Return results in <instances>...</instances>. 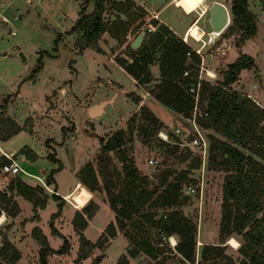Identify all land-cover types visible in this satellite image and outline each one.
Segmentation results:
<instances>
[{"label":"rangeland","instance_id":"374dc122","mask_svg":"<svg viewBox=\"0 0 264 264\" xmlns=\"http://www.w3.org/2000/svg\"><path fill=\"white\" fill-rule=\"evenodd\" d=\"M7 1L9 0H0V9ZM113 1L123 0H109L107 3L104 21L109 27L114 25L117 13V6L111 4ZM142 1L152 12L158 11L161 18L177 28L195 15H199V19L203 17L207 8L203 5L205 0H175L176 6L170 0ZM224 2L231 10L232 0ZM93 5L94 0H13L5 11L10 18L8 25L4 26L0 18V97L7 93H18L17 101L11 103L14 118L19 123L24 120L23 127L26 131H29V128L34 130L33 133H18L12 139L17 147L22 148L13 157L18 158L19 153L33 155L31 150L24 148L25 146L31 147L36 154L33 161L26 158L18 160L26 172L9 174L2 172L0 168V187L6 185L3 191L9 198L0 201V209L2 215L14 219L11 223L4 220L0 224V264H10L9 260L14 256L13 247L20 253L16 263L40 264L41 244L33 237L36 227L43 234L46 233L52 248L56 249L62 245L63 237L53 234L50 228V217L59 209V202L62 203L60 214L53 221L58 230L68 238L69 248L62 254L49 253L48 264H117L124 255L128 257V264H157L158 261L162 264L163 260L168 259V264H184L183 261L185 264H206L199 262L202 247L206 243H220L222 183L226 171L218 164L219 159L208 163L210 146L207 148L206 159H202L199 148L190 143L193 131L184 116L164 106L153 95L146 97V104H143L141 97L135 100L137 94L131 92L137 88L135 79L116 60L119 57L131 60L134 57L131 49H138L145 42L151 44L158 32L168 35L167 29L170 28L153 18L143 4H138L147 13L141 14L132 6L129 13L135 12L140 16L127 27L126 33L121 32L118 37H113L108 31H104L100 37L102 39L97 41L100 51L90 46L79 52L76 45L77 34L73 36L68 31L78 18L79 11L82 9L90 12ZM249 8L257 13L256 16L253 12L257 31L247 38L242 48L254 58V65L241 70L232 88L247 95L251 93L257 99L259 95L264 105V0L252 1ZM183 11L188 15H184ZM16 14L19 15L18 19L14 18ZM120 17L123 21H128V13H120ZM198 21L189 26L188 35L193 38L189 37L188 41L193 47L204 45L201 50L204 55L213 54L206 60L205 65L218 73V78L214 81L222 80L228 64L239 55L235 48L237 30L232 34L227 33L232 14L225 29L217 30L220 34L214 40L204 35L208 30L205 18ZM149 24L153 26L152 29H149ZM9 27L14 29L16 34H8ZM203 28L206 29L205 32ZM141 30H145V36L140 46L133 48L132 41ZM215 47L219 50H213ZM19 51L23 52L24 59L19 56ZM39 60L41 66L33 71ZM156 64L157 62H154L149 66L153 78L151 85L148 87V83L141 84L149 92L154 84L160 81V74H153ZM257 73H260V82ZM60 86L66 89L62 91ZM121 88H125L127 92H121L117 103L109 104L101 118L88 116L87 108L90 104L100 98L110 97L112 90ZM143 105L163 120L160 131L155 133L154 125L144 117L141 109ZM8 117L11 116L8 114ZM122 127L126 130L127 137L123 149L128 157L132 158L138 172L148 177L149 187L160 183V173L164 170L171 171L165 185L176 179L181 183L182 192L187 195L186 201L167 207L163 211L167 213L173 209L180 210L195 221V261L179 260V253L165 236L162 239L165 252L159 255V260H154L155 263L152 261L154 258H148L143 252L136 256L138 259L130 262L128 248L131 243L124 230L118 229L115 223L119 238L112 245V237H104L106 226L112 221L115 222L116 214L110 207L104 185L108 181L110 190L117 193L122 186L124 172L117 151L102 152L101 139L107 140L113 132ZM204 132L222 137L211 129ZM66 140L73 146L72 163L64 144ZM49 154L61 163V169L54 174L52 183H47V177L58 163L48 158ZM106 155H109L110 159H107ZM2 156L5 155L1 154L0 158ZM153 156L160 159L157 166L148 163V159ZM89 162L94 167L97 181V188L92 191L79 181V171ZM17 177L30 185H41L45 189L48 198L41 222L39 208L35 211L33 203L15 188ZM43 182H46L49 188L45 187ZM89 184H94V180L89 178ZM12 185L14 187H11ZM80 186L90 195L86 202L92 212L90 216L84 212L86 205L77 207V190ZM58 191L65 193L61 195ZM53 193L60 195L63 200L55 199ZM39 196H42V193H39ZM76 210L82 211L88 219V225L82 232L90 244L82 243L79 231L75 228L72 230L69 224V221L72 223ZM144 210L163 214L159 208L147 206ZM10 212L15 215H10ZM139 215L134 214L133 219H137ZM133 219L125 220L127 230L139 234L142 230H147L146 235L156 241L152 227L136 230L131 224ZM28 220H31L33 225L30 229L26 228ZM174 236L177 241V235ZM233 236L240 242L239 235ZM122 237H125L128 245L125 247V253L119 255ZM5 240L10 241L13 246L6 251L3 250ZM227 240L223 243L225 246L218 258L219 264L227 263L229 259L233 260L234 264L248 263L244 262L242 254L238 251L239 245L232 246ZM21 251L23 257L20 260Z\"/></svg>","mask_w":264,"mask_h":264},{"label":"trees","instance_id":"16d2710c","mask_svg":"<svg viewBox=\"0 0 264 264\" xmlns=\"http://www.w3.org/2000/svg\"><path fill=\"white\" fill-rule=\"evenodd\" d=\"M108 2L109 0H94L92 11L80 10L78 18L68 31L79 34L76 40L79 52L88 46H94L97 51H100L97 41L104 31H108L113 37H118L121 32L126 33L127 27L140 16L135 12L129 13L132 6L141 14L147 13L134 0L113 1L111 4L117 6V13L114 25L109 27L104 21ZM120 13H128L127 22L123 21ZM231 14L232 21L227 33L232 34L237 30L235 48L239 55L228 64L227 69L223 72L222 80H218L216 84L209 81L202 82L198 100L199 105L206 112L204 117L198 118L199 123L222 136L218 137L208 133L210 140L208 163L219 159L218 164L226 171L222 183L220 243L204 244L199 262L219 264L218 258L225 246L223 243L231 235L237 234L240 236L238 251L242 254L244 262L264 264V106L258 104L246 93L232 88V84L238 79L241 70L254 65V58L245 53L242 47L247 38L256 33L257 22L254 13L249 8L248 0H232ZM167 33L168 35L158 32L151 44L145 42L138 49H131L134 54L131 60L125 57H119L116 60L139 84H147L152 81L149 66L158 62L160 81L150 89L151 94L173 111L188 116L193 109L195 99L193 93L187 90L190 79L183 75V71L188 67H195V64L200 62V55L171 29H167ZM40 66L39 60L33 71L38 70ZM11 96L7 95L0 101L1 139H7L22 128L13 118L5 115ZM139 97L138 94L135 95V100H139ZM141 109L144 117L154 125L155 133L160 131L162 121L147 106L143 105ZM101 141L102 152L110 150L118 152L124 172L122 186L117 193L110 190L108 181L104 185L110 207L116 213L115 222L112 221L106 226L104 237L107 239L108 236L115 237L117 235L116 223L117 228L124 230V234L131 243L128 248L129 256L136 257L140 252H143L152 258H157L165 252L163 237L176 234L178 237L175 245L176 251L188 262L195 261L197 230L195 221L180 210L173 209L167 213L163 211L167 207L186 201L187 195L183 194L181 183L176 179L165 185L171 171L164 170L160 173V183L155 187H149L148 177L138 172L132 158L130 159L123 149V145L127 141L126 130L123 127L113 132L107 140L101 139ZM106 157L110 159L109 155ZM48 158L58 163L57 167L50 170L47 177V183H52L54 174L61 169V163L51 154L48 155ZM5 161H8V158L2 156L0 165ZM89 178L94 180V184H89ZM79 181L83 185H87L90 191L97 188L96 173L91 162L79 171ZM15 188L23 197L33 203L35 211L38 207L45 208L48 195L43 186L30 185L17 177ZM159 188L162 189L159 191ZM39 193H42V196H39ZM52 196L55 199L63 200L56 193H53ZM89 199L90 195L86 189L80 186L77 190V207H84ZM2 200H9V198L5 191L0 190V201ZM61 204V202L58 203L59 209L50 217L52 233L63 237L60 247L52 248L46 235L39 228L36 227L33 230V237L41 244L39 249L40 264H48L49 253L62 254L69 248L68 238L58 230L53 221L60 214ZM147 206L159 208L163 214L144 210ZM84 212L88 216L92 214L88 205L84 207ZM136 213L140 215L137 219H133V215ZM9 214L15 215L14 212ZM126 219H133L131 224L136 230L152 227L156 241L146 235L145 231L147 230H142L141 234L127 230ZM72 223L80 233L81 242L90 244L82 232L88 223V219L82 211H75ZM156 230H159V233H156ZM11 247H13L11 242L5 240L3 250L6 251ZM13 252L14 256L9 262L18 264L16 261L19 259L20 253L14 247ZM117 264H128V257L124 255ZM224 264H234V261L229 259Z\"/></svg>","mask_w":264,"mask_h":264},{"label":"crops","instance_id":"0c3cea01","mask_svg":"<svg viewBox=\"0 0 264 264\" xmlns=\"http://www.w3.org/2000/svg\"><path fill=\"white\" fill-rule=\"evenodd\" d=\"M12 1L13 0H9V1H7V3L6 4H4L3 5V7L0 9V18L3 20V22L2 23H4L5 22V25L7 26L8 25V23L10 22V18L5 14V11H6V8L12 3ZM135 2H136V4H143V6L145 7V9L148 11V12H150L151 14H152V16H153V18L155 17V18H157L158 20H159V22H161V23H163V24H165L166 26H168L176 35H178V36H183L184 34H185V32H186V30L189 28V26L192 24V23H194L196 20H201V19H203V18H205V20H206V24H207V28H208V30L205 32V28H203L204 29V32H205V34L204 35H207V33L210 31V30H212V28H211V24H210V22H209V14H208V7H209V5L212 3V2H214V1H220V2H222V3H224L226 6H227V4L224 2V0H205L204 1V3H203V5H206L207 6V8H206V12H205V14L203 15V17H201L200 19H199V15H195L191 20H187V21H184V24L181 26L180 25V27L179 28H177V26H174L171 22H169V21H166L165 19H163V18H161L160 17V14H159V12L158 11H154V12H152L148 7H147V5H146V3L144 2V1H142V0H134ZM170 1H172L173 2V4L175 5V3H174V1L175 0H170ZM253 2L255 1V0H252ZM251 0H248V4L250 5V3L252 2ZM176 6V5H175ZM93 8H94V5H93ZM178 8H180V7H178ZM93 10V9H92ZM252 10V9H251ZM80 12V11H79ZM193 12H195V11H193ZM192 12V13H193ZM252 12H254V11H252ZM183 13H184V15H188V13H185L184 11H183ZM196 13H198V12H196ZM255 13V12H254ZM189 14H191V13H189ZM231 14V13H230ZM256 14V16H257V13H255ZM17 15V14H16ZM16 15H14V18L15 19H18L19 18V15H18V18H16L15 16ZM262 15V14H261ZM156 19V20H157ZM198 21V22H199ZM229 24V23H228ZM73 26V25H72ZM202 27V26H201ZM1 29V28H0ZM12 29V28H11ZM225 29V28H224ZM223 29V30H224ZM16 34V33H15ZM73 36H74V34H77V36H79V34L78 33H76V32H73V33H71ZM138 35V34H137ZM144 36H145V34H144ZM208 36V35H207ZM100 39H102V38H99L98 40H100ZM135 39V38H134ZM133 39V40H134ZM143 40V39H142ZM142 42V41H141ZM99 44V43H98ZM141 44V43H140ZM88 47H90V46H88ZM92 47V46H91ZM18 49L20 50V46H18ZM6 53V52H5ZM4 53V54H5ZM239 54V53H238ZM34 68V67H33ZM154 72H153V70H152V72H153V74L155 75V76H157V75H159L160 74V69H159V64H158V62H157V64L156 65H154ZM135 79V78H134ZM135 82H136V85H137V88H136V91H131V92H135L136 94H138L140 97H141V99H142V101H143V104H146V97H150V96H152V94L148 91V89L146 88V87H142L141 86V84H139L137 81H136V79H135ZM66 88L64 87V86H60V90H65ZM122 89H125V88H121V90ZM121 90H112L113 92H112V95H113V93L115 92V91H119V93L116 95V97H115V103H117V99H118V97H119V95H120V93L121 92H123V91H121ZM142 90V91H141ZM61 91V92H62ZM125 92H127V90L125 91ZM7 95H12L11 97H10V100H9V102H8V104H7V112L5 113V115H7L8 116V114L11 116V118H13L22 128H21V130H19L17 133H15V134H13V135H11L10 137H8L7 139H1L0 138V156H1V154H3V152H7V153H12V155H14L17 151H19L20 149H22V148H19V147H17L13 142H12V139L18 134V133H21V132H29V133H33L34 132V130H32V128H29V131H26L25 129H24V120L23 121H21L20 123L14 118V112L11 110V108H12V105L13 104H11L12 102L14 103V102H16L17 101V97L16 96H18V93H7V94H5L4 96H1L0 97V101H2V99L3 98H5ZM249 95V94H248ZM257 95V94H256ZM111 96V95H110ZM251 98H253V100H255L258 104H260L261 106H264L261 102L263 101V100H261V98H260V96L259 95H257L258 96V99L257 98H255V97H253L252 95H251V93H250V95H249ZM46 97H47V95H46ZM109 97V96H108ZM105 98H107V97H105ZM100 99H103V98H100ZM99 100V99H98ZM97 100V101H98ZM96 101V102H97ZM95 102V103H96ZM160 102V101H159ZM46 103H47V100H46ZM161 103V102H160ZM92 104H94V103H92ZM92 104H90V105H92ZM163 104V103H162ZM89 105V106H90ZM164 105V104H163ZM89 106H88V108H89ZM108 106V105H107ZM107 106L105 107V112H106V109H107ZM164 106H166V105H164ZM167 108H169L168 106H166ZM88 108H87V111H88ZM171 109V108H170ZM105 112H104V114H105ZM103 114V115H104ZM102 115V116H103ZM101 116V117H102ZM157 116V115H156ZM101 117H99V118H101ZM158 117V116H157ZM91 118V117H90ZM159 118V117H158ZM160 119V118H159ZM161 120V119H160ZM161 121H163V120H161ZM24 148H27V149H29V150H31V152H33L32 154L33 155H31V156H27L25 153H19L18 154V158H17V160H21V159H23V158H26L27 160H30V161H33L35 158H36V154H35V152L32 150V148L31 147H27V146H25ZM6 185L4 184L2 187H0V190H4V188H6L5 187ZM70 189H72V187L70 188ZM69 189V190H70ZM68 190V191H69ZM61 195L63 194V193H65V192H60V191H58ZM67 192V191H66ZM70 206V205H69ZM46 207V206H45ZM39 208V207H38ZM45 210V208H39V215L41 216V218H40V222H41V220H42V212ZM2 213L3 212H1V216H2ZM5 213V212H4ZM5 220H8L7 222L8 223H11V222H13L14 221V219H12V217H7L6 216V218H5ZM16 220V219H15ZM71 221H69V224L71 225V228H72V230H73V224L72 223H70ZM27 223L28 224H26L27 226H26V228L28 229H30L31 228V226H33L32 225V221L31 220H28L27 221ZM88 225V224H87ZM46 232V231H45ZM46 234V233H45ZM172 236H174V235H172ZM175 237V236H174ZM119 237L116 235L115 237H112V239H111V242H110V245H112L114 242H115V240H117ZM125 237H122V239H123V241H122V243H121V245L120 246H122V247H119V255L120 254H122V253H125V247L128 245V242H127V240L126 239H124ZM109 245V246H110ZM108 246V247H109ZM147 256V255H146ZM179 260H183V258L181 257V255L179 254ZM22 257H23V252L21 251V258H20V260L22 259ZM148 258H149V256H147ZM152 258V257H151ZM136 259H138V257H135V258H133V257H130V262H133L134 260H136ZM19 260V262H21ZM154 260H155V262L157 261V260H159V256L157 257V258H154L152 261H153V263H155L154 262ZM163 263L162 264H168L169 263V259L168 260H163L162 261ZM184 262V264H185V261H183ZM157 264H161V262H156ZM131 264V263H130Z\"/></svg>","mask_w":264,"mask_h":264},{"label":"built area","instance_id":"2783aa9c","mask_svg":"<svg viewBox=\"0 0 264 264\" xmlns=\"http://www.w3.org/2000/svg\"><path fill=\"white\" fill-rule=\"evenodd\" d=\"M226 7H227V10L229 12V21H230L231 10L228 6H226ZM15 17L18 18V15H16ZM4 26H6V25H4ZM152 28H153V26L151 24H149V29H152ZM0 33H1V29H0ZM15 33H16V31L14 29H11V27H9L8 34L13 35ZM219 34L214 33V30H210L207 33L208 38L211 40H214V38H216V36H218ZM189 37H192V35H188V29H187L185 34L183 36H181V38L185 42H187L196 53H198L200 55V62L196 63L195 67H188V68L184 69V71H183V75L190 79V82L188 83V86H187L188 87L187 90L189 92L193 93L195 103H194V106H193V109H192L190 115H188V116H184L182 114H180V115H182L186 118V120L188 121V125L190 126V128L193 131V137L191 138L190 143L199 148V150H200L199 153L202 154V159L205 160L206 156H207L206 155L207 154V148L210 146V140L208 137V133L204 132V131H207L208 128H205L204 126H202L198 120V118L204 117L206 114V112L199 105L198 100H199V94H200L202 82L203 81H209L212 84H216L217 81H214V79L218 78L217 77L218 73L216 71L211 70V71H213V75L210 74V72H209L210 69L207 68V66L205 65L207 62L206 60L209 57H212L213 54L209 53V54L204 55L201 52L204 45H201L200 47H193L188 41ZM203 43L205 44L204 41H203ZM213 50L218 51L219 48L215 47ZM224 88L228 89L227 87H224ZM3 154L5 156H7L8 161H5L4 163H2L0 165L2 172L9 173V174H16V175L21 173V172H26L24 170V168L20 165L17 158L13 157L12 153L3 152ZM159 162H160V159L156 156H153V157L148 159V163L150 165L157 166L159 164ZM43 183H44L43 185L45 187L49 188L48 185L46 184V182H43ZM190 187H192V186H190ZM168 238L170 240L172 247L175 248L177 241L176 240L172 241L170 239V236Z\"/></svg>","mask_w":264,"mask_h":264},{"label":"water","instance_id":"95a60500","mask_svg":"<svg viewBox=\"0 0 264 264\" xmlns=\"http://www.w3.org/2000/svg\"><path fill=\"white\" fill-rule=\"evenodd\" d=\"M208 14H209V22L211 24L212 30H222L224 29L227 24L229 23V12L227 7L224 3L220 1L212 2L208 7ZM5 25V22L3 23ZM145 30H141L135 39L132 41V47L137 48L140 46V43L144 37ZM19 56L23 59L25 58L22 51H19ZM257 79L260 82L261 76L260 73H257ZM151 83H148L147 86L149 87ZM121 91L125 92L126 89H122ZM119 93V91H115L113 95L107 98L99 99L96 103L89 106L87 114L91 118H99L105 112V107L109 104H115V97ZM69 159L72 163L73 161V146L71 143L66 140L64 142ZM156 233H159V230H156ZM248 264V263H246Z\"/></svg>","mask_w":264,"mask_h":264},{"label":"bare ground","instance_id":"6f19581e","mask_svg":"<svg viewBox=\"0 0 264 264\" xmlns=\"http://www.w3.org/2000/svg\"><path fill=\"white\" fill-rule=\"evenodd\" d=\"M214 33H217V31L214 30ZM209 72H210V74L213 75V71L209 70ZM5 217H6L5 214H3L2 216H0V224L3 223V221L5 220ZM171 239L173 241H175V239H174L173 236H171ZM227 243L228 244H231L232 246H235V247H237L239 245V242H238L237 238L234 237V236H230L228 238V240H227Z\"/></svg>","mask_w":264,"mask_h":264}]
</instances>
